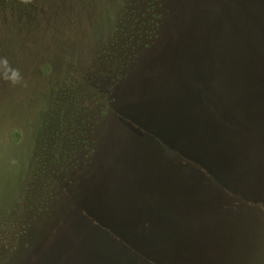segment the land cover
Wrapping results in <instances>:
<instances>
[{
  "label": "rangeland",
  "instance_id": "obj_1",
  "mask_svg": "<svg viewBox=\"0 0 264 264\" xmlns=\"http://www.w3.org/2000/svg\"><path fill=\"white\" fill-rule=\"evenodd\" d=\"M0 57V264H264V0H0Z\"/></svg>",
  "mask_w": 264,
  "mask_h": 264
},
{
  "label": "trees",
  "instance_id": "obj_2",
  "mask_svg": "<svg viewBox=\"0 0 264 264\" xmlns=\"http://www.w3.org/2000/svg\"><path fill=\"white\" fill-rule=\"evenodd\" d=\"M200 55H202V54H200ZM212 69L214 70V67ZM203 71H204L203 56L202 57L200 56V59H198V60L195 59L193 64H189V65L185 66V68L183 70H181V72H184L183 75H181V77L183 78V79H181L183 81V87H185V88L187 87L186 92L188 94H186V96L190 97L188 99L190 101H192L189 104L190 109L188 110L189 111L188 113L191 114L190 118L193 116V118L197 121V122L195 121V124H197V126H199L200 124L206 125L205 119H207L206 116H208L210 113L211 114V120L212 119H220L222 121V123H225L224 125H226L228 127H232L230 122L225 119L227 117L222 116L218 113V111H220V109L218 108L216 101L210 99L212 96L211 94H210V96L208 95L209 96L208 97L209 102L208 103L205 102L206 94L208 92L205 89L206 84H204L205 81L202 77ZM216 73H217V71H216ZM211 76H213V74H211ZM217 77H218V79H220V75ZM201 79H203V80H201ZM198 96L201 98H198ZM206 104H209L208 107ZM197 115H199V116L197 117ZM221 118H224V119H221ZM187 138H188V140L191 139L190 136L189 137L187 136ZM178 139L181 142H183V140L180 138V135H179Z\"/></svg>",
  "mask_w": 264,
  "mask_h": 264
},
{
  "label": "clouds",
  "instance_id": "obj_3",
  "mask_svg": "<svg viewBox=\"0 0 264 264\" xmlns=\"http://www.w3.org/2000/svg\"><path fill=\"white\" fill-rule=\"evenodd\" d=\"M24 4H30L32 0H21ZM0 80H3L11 86L26 87V81L18 68L12 66L7 57H0ZM17 163L16 161L12 162Z\"/></svg>",
  "mask_w": 264,
  "mask_h": 264
}]
</instances>
